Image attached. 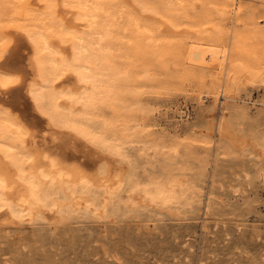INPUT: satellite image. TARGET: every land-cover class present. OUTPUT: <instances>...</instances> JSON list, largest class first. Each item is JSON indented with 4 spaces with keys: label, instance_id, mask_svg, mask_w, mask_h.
Here are the masks:
<instances>
[{
    "label": "bare ground",
    "instance_id": "obj_1",
    "mask_svg": "<svg viewBox=\"0 0 264 264\" xmlns=\"http://www.w3.org/2000/svg\"><path fill=\"white\" fill-rule=\"evenodd\" d=\"M238 1L0 0V228L176 205L174 185L138 176L130 151L140 145L147 154L153 145L130 135L140 127L131 116L142 109L128 99L158 78L154 70L167 61L177 70L180 61L208 72L214 98L225 87L236 101L237 80L250 71L232 54L248 50L234 32L221 40V22L231 13L240 22ZM198 37L207 40L203 50ZM221 114L217 134L236 144Z\"/></svg>",
    "mask_w": 264,
    "mask_h": 264
},
{
    "label": "rangeland",
    "instance_id": "obj_2",
    "mask_svg": "<svg viewBox=\"0 0 264 264\" xmlns=\"http://www.w3.org/2000/svg\"><path fill=\"white\" fill-rule=\"evenodd\" d=\"M261 1L239 0L234 4L244 14L240 22L234 24L233 13L221 22L225 23L221 40L228 43L234 32L237 44L248 50L232 54L233 61L242 62L250 71L249 79L237 80L236 101L227 99L230 95L225 87L219 89L224 96L214 98L208 72L207 76L198 69L185 70L180 61L173 63L182 66L177 70L167 61V67H162L169 72L165 76L162 69L160 73L159 68L154 70L158 75L154 78H158L136 85L133 89L141 94L128 99L132 104L140 103L134 107L142 109L131 116L140 127L130 135L139 133L133 140L153 145L147 154L139 150L140 145L130 151L138 176L143 182L153 178L169 187L174 185L181 203L175 200L178 204L171 208L170 203L134 213L121 207L105 220L89 214L91 217L57 223L40 221L0 228V264H264ZM241 37L248 40L239 42ZM193 40L203 50L206 38ZM233 47L235 50V43ZM168 64L172 66L168 68ZM102 109L107 118H112L109 108ZM223 112L236 144L217 134L215 124ZM172 148L177 151L172 152Z\"/></svg>",
    "mask_w": 264,
    "mask_h": 264
}]
</instances>
